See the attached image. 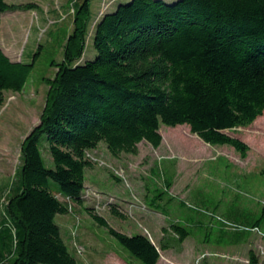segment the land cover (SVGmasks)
<instances>
[{"label": "trees", "instance_id": "obj_1", "mask_svg": "<svg viewBox=\"0 0 264 264\" xmlns=\"http://www.w3.org/2000/svg\"><path fill=\"white\" fill-rule=\"evenodd\" d=\"M89 6H74L64 59L21 143L19 179L0 217V264H77L54 217L69 212L64 200L82 204L84 170L92 166L85 152L100 142L115 157L136 155L143 140L160 145L161 124H186L206 143L228 144L244 157L248 144L224 130L247 126L264 110V0H120L96 20L94 54L80 61ZM34 7L0 0V14ZM33 64L0 48V104L5 90L23 89ZM84 209L142 264H156L159 248L189 235L172 224L173 236L157 246ZM263 217L264 204L252 228ZM247 253L248 264H259Z\"/></svg>", "mask_w": 264, "mask_h": 264}, {"label": "rangeland", "instance_id": "obj_2", "mask_svg": "<svg viewBox=\"0 0 264 264\" xmlns=\"http://www.w3.org/2000/svg\"><path fill=\"white\" fill-rule=\"evenodd\" d=\"M4 1L35 5L0 14V48L13 60L34 64L23 89L5 90L0 104V217L12 182L19 179L21 143L40 119L57 64L64 59L74 6L81 2ZM118 1L90 0L80 61L94 54L96 20ZM224 132L248 144L244 157L228 144L206 143L186 124H161L160 145L143 140L136 155L115 157L103 142L87 150L92 166L84 170L82 204L64 200L69 212L54 217L77 264H142L84 206L112 228L142 233L157 246L173 236L170 225L186 228L189 235L181 244L170 240V247L159 248L156 264H248V249L264 264V217L260 227L250 225L264 204V110L249 125ZM43 153L50 164L48 152ZM111 206L123 217L111 212Z\"/></svg>", "mask_w": 264, "mask_h": 264}, {"label": "crops", "instance_id": "obj_3", "mask_svg": "<svg viewBox=\"0 0 264 264\" xmlns=\"http://www.w3.org/2000/svg\"><path fill=\"white\" fill-rule=\"evenodd\" d=\"M18 61V60H17Z\"/></svg>", "mask_w": 264, "mask_h": 264}]
</instances>
